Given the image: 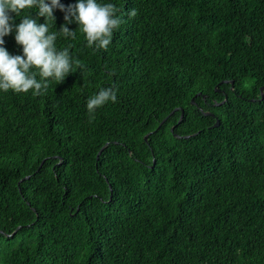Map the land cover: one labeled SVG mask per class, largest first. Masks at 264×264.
I'll return each mask as SVG.
<instances>
[{"label": "trees", "instance_id": "trees-1", "mask_svg": "<svg viewBox=\"0 0 264 264\" xmlns=\"http://www.w3.org/2000/svg\"><path fill=\"white\" fill-rule=\"evenodd\" d=\"M97 2L123 19L106 51L73 19L83 70L0 90V264H264V0Z\"/></svg>", "mask_w": 264, "mask_h": 264}, {"label": "clouds", "instance_id": "clouds-1", "mask_svg": "<svg viewBox=\"0 0 264 264\" xmlns=\"http://www.w3.org/2000/svg\"><path fill=\"white\" fill-rule=\"evenodd\" d=\"M33 8L38 9V17H44L45 23H38L30 15L23 16L18 25L11 23L14 18L10 13L20 16L23 10ZM57 8L65 12V24L59 31L50 32L47 21L55 20L53 12ZM118 11L114 4H101L97 0H78L67 8L60 0H0V90L15 93L31 91L33 96H41L46 94L50 80L61 83L70 72L83 70L86 65L71 54V45L62 50L56 47L58 34L75 39L76 31L66 26L74 19L85 35L87 47L106 51L114 32L123 23V19L117 16ZM128 15L135 17L136 10L132 9ZM14 28L15 40L22 45L23 55H11L3 46L4 37ZM108 102H117L115 86L101 87L88 98L86 107L90 122L97 109Z\"/></svg>", "mask_w": 264, "mask_h": 264}, {"label": "water", "instance_id": "water-1", "mask_svg": "<svg viewBox=\"0 0 264 264\" xmlns=\"http://www.w3.org/2000/svg\"><path fill=\"white\" fill-rule=\"evenodd\" d=\"M231 83L233 84V80H231ZM261 90H262V87H261ZM263 96V93L261 92V97ZM175 110V109H174ZM172 113V112H171ZM207 114H211V113H208V112H206ZM183 114V110L181 109V115ZM167 117V116H166ZM166 117H164L161 121H160V123H159V125H161L162 124V122L166 119ZM219 124V120H217L216 119V121H215V123L212 125V126H216V125H218ZM173 128V127H172ZM172 128H171V130H172ZM174 136H176V137H188V135H185V136H181V135H178V134H174ZM144 139L145 140H147V135H145L144 136ZM106 146V144H104L101 148H100V150L98 151V153H97V156H96V158H98V156H99V154H100V152L102 151V149L104 148ZM42 162H43V160L40 162V165L42 164ZM39 165V166H40ZM29 176V175H28ZM28 176H26V177H28ZM111 190V189H110ZM111 194H112V191H111ZM17 228H19V227H17ZM17 229H15L12 233H14L15 231H16ZM11 233V234H12Z\"/></svg>", "mask_w": 264, "mask_h": 264}]
</instances>
